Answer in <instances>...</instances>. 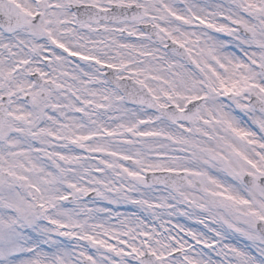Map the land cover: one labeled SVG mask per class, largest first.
I'll return each instance as SVG.
<instances>
[{
	"label": "snow or ice",
	"instance_id": "obj_1",
	"mask_svg": "<svg viewBox=\"0 0 264 264\" xmlns=\"http://www.w3.org/2000/svg\"><path fill=\"white\" fill-rule=\"evenodd\" d=\"M0 264H264V0H0Z\"/></svg>",
	"mask_w": 264,
	"mask_h": 264
}]
</instances>
